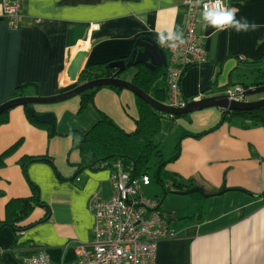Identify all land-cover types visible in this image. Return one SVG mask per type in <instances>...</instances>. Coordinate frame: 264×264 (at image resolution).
I'll list each match as a JSON object with an SVG mask.
<instances>
[{
  "label": "crops",
  "instance_id": "1",
  "mask_svg": "<svg viewBox=\"0 0 264 264\" xmlns=\"http://www.w3.org/2000/svg\"><path fill=\"white\" fill-rule=\"evenodd\" d=\"M223 1L227 7L239 9L237 19L245 18L260 27L240 33L234 29L217 32L205 27L198 16L197 33L208 62L189 68L182 78L181 91L189 102L223 95L226 87L235 85L257 87L253 86L255 70L264 72V0ZM61 2L23 0L22 22L19 29L12 30L5 23L4 0H0V105L27 84L37 85V89H24L27 96L65 93L72 86L64 78L79 51L87 52L83 68L96 69L108 61L130 57L140 37L158 40V34L168 29H181L184 34L189 13L184 0H103L78 6ZM136 73L137 68H131L120 78L133 82ZM80 103L78 96L34 107L38 114L55 115L54 136L51 130L32 124L23 106L11 109L8 121L0 126V154L21 141L0 169V222L6 219L7 204L31 198L34 187L43 204L24 221V225L33 224L30 228L19 233L9 227L0 229V264H25L26 254L33 253L32 245L43 248L52 264H69L77 258L76 247L93 242L90 203L94 194L103 199L112 196V169L80 171L77 142L80 134L99 122L100 114L124 132H135L139 110L134 93L110 87L100 88L94 106L81 113ZM222 114L223 110L210 108L162 121L158 137L162 144L172 132L180 135L179 141L183 134L193 135L181 139L179 157L166 170L210 196L192 194L183 200L185 205L179 202L182 205L166 208L163 202L165 218L176 238L159 243L156 264H264V129L247 130L226 123L197 137L214 128ZM25 157L41 160L24 171L21 161ZM223 188L227 191L219 194ZM200 208L204 211L201 221Z\"/></svg>",
  "mask_w": 264,
  "mask_h": 264
},
{
  "label": "trees",
  "instance_id": "2",
  "mask_svg": "<svg viewBox=\"0 0 264 264\" xmlns=\"http://www.w3.org/2000/svg\"><path fill=\"white\" fill-rule=\"evenodd\" d=\"M102 1L103 0H62L61 4L68 6L96 5ZM128 59L129 57H124L120 60L128 61ZM112 62L114 61H108L98 65L96 69H84L79 78V85L100 78L112 77L116 73V70L109 68ZM136 68L137 73L132 83L159 103L167 104L169 99V88L166 81V69L159 67L155 71H151L142 65L136 66ZM255 73L257 79L253 86L264 85V72L260 68H257ZM30 87L37 89V85L27 84L25 87L17 88L12 99L27 96V90L25 92L24 89ZM110 88L117 91L122 90L116 87ZM99 89L100 88L87 91L79 96L81 101L79 113L83 112L88 106H94V96ZM246 89H248V87H246ZM137 104L139 119L135 132H124L110 118L104 114H100L99 122L88 132L80 134L79 141L76 145L81 153L79 170L99 169L102 167L111 168L113 170L115 165L118 164L122 166L124 171L130 173L132 176L141 177L143 175L150 176L153 167H156L154 177L163 190V198H161V200L158 199L160 201L159 211L166 217L165 214L167 213L162 208L165 196L178 191H186L195 186L193 183L187 185L180 177L166 170V165L179 157L181 139L193 135L187 133L183 134L176 146L177 153L167 159L162 148V143L158 139L162 130V121L166 118L176 120L184 116L170 117V115L155 110L139 97H137ZM32 107L33 106L30 105L24 107L30 122L50 132L51 129L49 125L37 123L33 119L30 113ZM8 115L9 111L0 116V126L8 121ZM226 123L236 124L247 130L259 127L264 129V108L247 112L223 111L221 121L214 128L197 137L214 132ZM20 146L21 141L14 144L3 154H0V169L6 166V160L12 156ZM39 160H41L40 157H25L22 159L21 165L24 171H26L29 164ZM153 163L154 166L152 167ZM34 191L36 195L34 194L31 198L16 199L7 204L6 219L0 222V229L9 227L16 233H19L33 225H24L23 223L32 215L36 207L43 206L37 195L38 189H36V187H34ZM2 195L0 191V198ZM198 196V193L194 195V197ZM203 218L204 211L200 208L199 221L203 220ZM29 255V253L26 254V256Z\"/></svg>",
  "mask_w": 264,
  "mask_h": 264
},
{
  "label": "built area",
  "instance_id": "3",
  "mask_svg": "<svg viewBox=\"0 0 264 264\" xmlns=\"http://www.w3.org/2000/svg\"><path fill=\"white\" fill-rule=\"evenodd\" d=\"M22 2L4 0L3 17L9 29L17 30L20 27L23 18ZM184 5L189 9L184 33L187 43L173 50L161 44L159 39L156 40L170 56L166 67L169 88L166 105L177 109L185 108L189 103L181 91L185 72L208 62L207 53L197 33L198 16L203 11V4L197 5L195 0H184ZM92 28L97 30L98 26ZM245 92L243 86L235 85L227 88L223 95L229 101L245 102ZM201 99L199 97L193 101ZM110 181L112 196L103 199L94 194L90 203L94 217L93 242L89 246L76 247L77 258L69 264H156L159 243L175 239L176 234L159 211L160 201H151L144 196L143 188L151 185L150 176H132L117 164L112 170ZM31 249L33 253L23 260L25 264H52L43 248L32 245Z\"/></svg>",
  "mask_w": 264,
  "mask_h": 264
},
{
  "label": "water",
  "instance_id": "4",
  "mask_svg": "<svg viewBox=\"0 0 264 264\" xmlns=\"http://www.w3.org/2000/svg\"><path fill=\"white\" fill-rule=\"evenodd\" d=\"M86 57L87 52L79 51L70 62L66 76L73 89L53 97L24 96L11 99L10 101L0 105V116L16 107H25L28 105L33 106L30 109L33 119L37 123L49 125L51 127V135L54 136L56 132L55 115L53 113L38 114L34 107L36 105H54L62 103L72 98L78 97L87 91L103 87H116L131 91L155 110L170 116H186L194 112L210 108L221 109L225 112H247L264 108V97L256 101L248 100L253 96H264V85L246 89L245 97L247 98V101L245 102L229 101L225 95H215L202 98L201 100L191 101L185 108L182 109L172 108L166 104L159 103L150 95L136 87L132 82L120 78V76L128 69L135 68L139 65H142L151 71H155L159 67L166 69V53L161 49L157 41L149 36L140 37L136 41L128 61H114L109 65V68L116 70V73L112 77L100 78L79 85V78L82 71L84 70L83 66ZM226 191L227 189L223 188L219 194H223ZM174 193L180 196H189L196 193L204 197L210 196L206 194L205 190L201 187H193L186 191H178Z\"/></svg>",
  "mask_w": 264,
  "mask_h": 264
},
{
  "label": "clouds",
  "instance_id": "5",
  "mask_svg": "<svg viewBox=\"0 0 264 264\" xmlns=\"http://www.w3.org/2000/svg\"><path fill=\"white\" fill-rule=\"evenodd\" d=\"M195 2L197 5L203 4L201 18L204 26L212 27L217 32L234 29L240 33L255 31L260 27L255 23L250 24L245 18L237 19L236 14L239 9L226 7L223 0H207V2L195 0ZM158 38L161 44H166L173 50L187 43L181 29H168L166 33H159Z\"/></svg>",
  "mask_w": 264,
  "mask_h": 264
},
{
  "label": "rangeland",
  "instance_id": "6",
  "mask_svg": "<svg viewBox=\"0 0 264 264\" xmlns=\"http://www.w3.org/2000/svg\"><path fill=\"white\" fill-rule=\"evenodd\" d=\"M258 97H261V96H258ZM250 98L255 99L257 98V96L250 97ZM179 136H180L179 134L172 132L171 136L168 137L162 144V148H163L166 158H169L170 156H172V154L175 155L177 153L176 146L179 142V139H178ZM154 163L152 167L154 166ZM155 170H156V167H153V170L150 173L151 185L143 188V193L145 195V198L151 201L156 200V199L161 200V198H163V190L161 189L160 185L156 182L155 177H154ZM188 198H189L188 196H186V198H182V197L173 196L169 194L167 195L166 199L163 201L164 207L166 208L168 207V205L171 207L176 206V205H182L181 203L183 204L185 203V201L183 200L188 199Z\"/></svg>",
  "mask_w": 264,
  "mask_h": 264
},
{
  "label": "bare ground",
  "instance_id": "7",
  "mask_svg": "<svg viewBox=\"0 0 264 264\" xmlns=\"http://www.w3.org/2000/svg\"><path fill=\"white\" fill-rule=\"evenodd\" d=\"M64 81H68L67 76L64 78Z\"/></svg>",
  "mask_w": 264,
  "mask_h": 264
}]
</instances>
